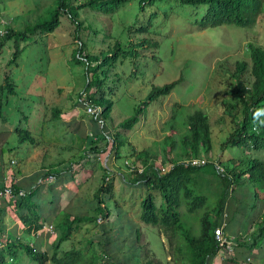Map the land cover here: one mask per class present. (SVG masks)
Masks as SVG:
<instances>
[{
	"label": "rangeland",
	"instance_id": "1",
	"mask_svg": "<svg viewBox=\"0 0 264 264\" xmlns=\"http://www.w3.org/2000/svg\"><path fill=\"white\" fill-rule=\"evenodd\" d=\"M79 2L83 0H78ZM170 3L172 4L162 3L155 6L156 19L147 33L142 35H131L127 30L133 24L146 21L149 15V11L139 14L136 2L127 3L110 16L89 9L80 12L79 20L85 28L80 34V39L88 55L100 54L102 57L108 52L111 53L116 42L120 43L122 51L125 50L111 68L102 89L107 92L106 97L110 95L109 98L114 103L110 117L104 121L105 128L111 134H118L115 138L124 142L117 164L124 167L127 175L126 182L115 180L114 199L105 201V206L111 211L108 221L102 216H97L96 201L93 199L101 184V168H107L105 165L108 162H96L99 169L97 177L91 180L79 198L66 206H59L63 212H60V216L53 223L54 231H57L53 236L50 234L48 240H53L55 246L66 232L68 220L72 217L93 216L96 217L95 223L73 226L69 239L60 245L58 256L66 251L82 250L87 253L84 258H88L92 263L100 259V264H137L138 258L141 264L147 260L173 264L176 256L165 237L157 228L139 223L141 202L148 196V190L129 184L132 177L128 175L124 162L131 160L133 151H141L149 153L150 158L164 165L162 158H172L178 152L175 150L170 153L175 144L178 149L179 138L187 132V117L201 111L209 117L212 151L209 156L201 152L202 156L199 158H204L209 163L200 166L199 173L190 182L189 187L195 195L206 198V205L196 212L189 211L188 206L180 209L183 227L180 233L188 231L193 236L199 235V219L202 214L208 213L210 218L218 217L222 207L223 220L228 221L229 233L238 239L246 240L247 244L236 252H220L211 264H232L231 259L238 264H264L263 238L255 244L252 242L259 227L263 225L264 196L255 194L256 186L247 176L236 179L237 181L231 180L232 174L229 173L215 175L213 166L215 163L219 164L226 172V168L232 169L238 161L244 162L247 158L264 162V151L249 152L246 149L230 147L223 149L224 143L235 129L234 114L237 119L241 117L240 108L236 106V81L232 74L237 62L249 61L248 44H264V13L252 29L220 26L199 30L196 22L200 20L204 8ZM54 8L53 0H0V17L9 23L7 28L15 33L27 35L25 40L13 37L7 41L0 55V86L3 85L5 74L14 85V95L7 97L5 92L0 95L2 103H6L3 112L7 120V123L0 126L7 140L2 148L0 145L1 158L6 162L15 158L22 160L15 170L30 167L26 172L30 181L41 178L40 170L46 162L45 158H84L86 154L81 149V140L79 143L72 140L73 129H77L75 135L79 139L85 130L84 127L94 128L96 123L80 102V99L86 100L84 91L88 77L86 65L76 64L74 61V28L69 20L62 16L61 25L53 34L36 32L31 35L26 31L39 19H48ZM143 40H147V44L138 50L136 58H132L126 48L129 47L128 42L135 44ZM16 50L21 51V54L10 64L12 54ZM93 66H90V70ZM98 76L99 79L103 78L100 73ZM250 80L248 78V81ZM174 82L177 83L169 95L154 99L140 114L137 113L139 105L147 101L153 88H162ZM54 107L64 110V113L66 111V115L70 117H61L55 121L53 127L51 110ZM74 108L78 116L73 118L71 114ZM136 115L137 122L132 129L122 130L120 124ZM26 120L27 122H24ZM39 121L43 125L42 130L38 128ZM68 124L70 125L66 126ZM16 128L31 131L35 136L34 141L37 142L40 140L38 133L42 132L47 143H35L37 147L27 142L20 144L18 135L14 133ZM96 131L98 136L101 135L100 125L97 123L94 133ZM88 133L94 136L93 132ZM69 144H72L73 148L68 151L66 146ZM111 146L108 144L106 148L110 153L113 151ZM110 158H113V154ZM119 170L120 168L115 169L113 175H117ZM106 173L109 171L106 170ZM54 180L47 179L46 182H54L49 184L47 189L55 195L49 194L40 202L47 201L48 198L53 200L57 195L60 199L56 204H66L65 195L61 190L67 186H70V189L79 186L80 177L74 174L72 177L63 176L57 181ZM149 193L154 197L157 207L163 204L158 192ZM98 218L100 222L97 221ZM138 228L139 241L133 235ZM178 242L182 243L181 240ZM232 248L235 249L234 246ZM35 249L33 250L40 251L37 246ZM117 249L120 251L105 255L106 251L114 252ZM148 250V256H145ZM53 252L54 247L48 255L51 256ZM14 258L11 264H22L18 257ZM32 260L28 258L27 264H38Z\"/></svg>",
	"mask_w": 264,
	"mask_h": 264
},
{
	"label": "trees",
	"instance_id": "2",
	"mask_svg": "<svg viewBox=\"0 0 264 264\" xmlns=\"http://www.w3.org/2000/svg\"><path fill=\"white\" fill-rule=\"evenodd\" d=\"M55 8L50 12V16L46 20L36 22L31 28L27 29V33L34 35L36 32L41 34H53L54 31L61 25L60 18L66 17L69 23L73 26V43L76 45L73 55L76 64L86 65V76L88 82L85 87L84 94L86 100L92 105L101 109L100 127L101 135H97L95 141H91L88 146V151L95 155L106 152L108 144L112 145V153L116 160L120 159V148L124 146L123 141H119L116 137L118 134H111L105 128L104 121L110 117L113 101L106 97V91L102 89L103 84L111 73V68L116 64L120 55L124 53L120 47V43L116 42L111 53L100 57L99 55H88L85 50V45L80 39L81 32L85 29L82 22L79 20L80 12L84 9H89L95 13L110 16L122 9L127 3L136 2V9L139 14L149 11L146 21L138 24H133L128 27V34L142 35L146 34L151 28L153 20L156 19L157 4H172L175 2L181 6H191L194 8H204L200 20H198L197 28L199 30L211 29L220 26H234L243 29H252L256 26L260 16L264 13V0H53ZM42 19V18H41ZM27 35L15 33L12 29L8 28L7 34L0 38V55L5 43L13 37L19 40H25ZM126 47L130 51L132 58H136L139 54V49L147 44V40L131 44L128 42ZM247 53L249 61L237 62L235 71L232 77L236 81L235 94L237 97V105L240 108L241 117L236 118L234 114L235 129L228 141L224 143L225 147L246 149L249 152H263L264 151V44L262 46L256 44L247 45ZM21 51L16 50L12 54L10 64L15 62ZM94 65L92 70L90 66ZM103 76L99 79L98 74ZM96 77V79H94ZM248 78L251 80L248 81ZM248 81V82H247ZM177 82L166 85L162 88H153L147 97L144 104L139 105L137 111L141 113L142 109L148 106L154 99L160 96H167L174 88ZM5 92L7 97L14 95V85L10 82V77L5 74L3 85L0 86V95ZM109 92V91H108ZM6 103L0 100V123L6 122L3 108ZM179 107L178 105H176ZM232 116V115H231ZM137 115L125 120L120 124L121 129L129 131L137 122ZM97 123V122H96ZM98 124V123H97ZM18 135V142L23 144L25 142L34 145V139L27 130L20 128L15 129ZM211 130L209 124V117L201 112L196 111L187 117V132L179 138L178 149L175 148L176 144L171 147V152L177 150L174 157L163 159L162 164L168 161L173 164V168L164 175L159 174L160 167L155 162V159L149 157V153L141 151H133L132 158L129 161L137 168L143 169L142 173H130L132 182L129 184L139 187L147 188L148 196L141 202V213L139 215V223L149 225L158 229L159 233L163 235L168 242L170 248H173L174 256L173 264H211L213 259L220 253L225 252L219 248L214 238V231L223 224V209H219L218 217H211L208 213H203L200 217V233L199 235H191L188 231L180 233L182 227L180 209L183 206H188L191 212L199 211L206 205V198L200 195H195L194 191L189 187L190 182L199 173L200 167H193L182 163L183 158H199L201 152L205 156H209L212 151L211 143ZM111 136L113 138H111ZM112 141V143H111ZM244 151V150H243ZM245 152V151H244ZM2 156V154H1ZM1 158V157H0ZM229 160V159H228ZM209 163V162H208ZM207 163V164H208ZM241 167V168H240ZM224 169V168H223ZM66 176H74L71 171V164H68ZM101 178V185L95 193L94 200L98 211L97 216H102L109 221L111 211L105 206L106 200L114 199V181L113 177L108 176L106 169H103ZM215 172V169H214ZM226 173L232 174L231 180H239L247 176L249 180L255 184V194L264 196V162L247 158L244 162L238 161L232 169L226 168ZM50 175L59 176L58 172L48 170L41 178L40 183L35 188L25 190L10 180L0 185L10 186L14 193L24 191L26 196L24 198L13 199L16 201V206L20 212L25 208L36 209L37 213L32 211L25 213L22 216V222L28 226L27 233L31 231H39L47 221L43 218V211L39 204L32 205L31 199L37 194L41 186L44 185L45 179ZM129 175V174H128ZM215 175H218L215 172ZM224 175V174H222ZM60 177V176H59ZM73 179V178H72ZM108 179V181H106ZM3 179L0 177V181ZM236 180V181H237ZM151 191L158 192L163 200V204L159 207L156 206L154 197L149 193ZM59 197L56 195L52 200V204L57 203ZM264 216V214H263ZM66 232L58 239L57 244L54 246V252L49 256L46 252H37L33 250L28 244H24L23 249L38 264H100V259L95 262H90L88 258H84L87 253L79 250H70L58 256L57 251L60 245L69 239L74 225L81 223H95L96 217H72L68 220ZM111 222V221H110ZM109 223V222H108ZM262 226L258 229V234L252 238L253 244L263 238L264 241V220ZM133 226V225H132ZM135 227V225L133 226ZM140 228V227H139ZM135 230L133 235L140 238V229ZM133 230V229H132ZM132 235V234H131ZM132 237L134 238V236ZM128 239V238H127ZM227 239V238H226ZM182 241V243L178 242ZM230 240L232 247L243 248L247 243H243L242 239H227ZM137 241V242H138ZM121 249V248H119ZM117 249L114 252H105L106 256L120 251ZM140 249V248H139ZM134 251V249H133ZM131 251V253L133 252ZM149 250L146 252L148 256ZM147 260V259H146ZM137 264L141 262L137 258ZM230 261V260H228ZM232 264H238L234 259L230 261ZM7 260L4 254L0 253V264H6ZM107 264H121L120 262H109ZM143 264H162L156 260H147Z\"/></svg>",
	"mask_w": 264,
	"mask_h": 264
},
{
	"label": "crops",
	"instance_id": "3",
	"mask_svg": "<svg viewBox=\"0 0 264 264\" xmlns=\"http://www.w3.org/2000/svg\"><path fill=\"white\" fill-rule=\"evenodd\" d=\"M51 111H52V118L54 120L52 122L53 127L55 126V121L59 120L61 117H67V118L70 117V116L66 115V111L64 113V110H62L58 107L52 108ZM71 115L73 116V118L78 116L76 113V108L73 109V113ZM23 119H24V117H23ZM24 122H27V120ZM5 123H7V120L4 123H0V126H2ZM74 123L80 124V122H74ZM38 124H40V126H38V128L42 130L43 125L41 124V121H39ZM69 125L70 124H68L66 126H69ZM94 125L96 126V123ZM95 126H94V128L93 127H88V128L84 127L85 130L83 131V134L81 135V137L79 139L77 138V135H75L77 133V129H73L74 134L72 135V138H73L72 140L77 141L78 143L81 140V144H83V147L81 149H83L84 154H86V156L84 158L73 157V158H77L75 160H73V158H67V157L66 158H45L46 162L42 164L41 170H40L42 175L45 172H47L48 170H51L53 173L58 172L60 174L59 175L60 177L55 176V180H54V181H57L58 179H61V177L66 176L67 166H68V164H71V171H72V173L79 175L80 183H79V186H74L72 189H70V186H67L64 189H62L61 192H63L65 195L66 204H58L57 205L56 203L52 204V200H50L49 198L46 199L47 201L40 202L41 199L43 200L49 194H52V196L55 195L54 193L49 192V190L47 189L48 185L49 184L51 185L54 182H46V179H45L44 185L41 186V188L39 189L37 194L34 195L31 199L32 205L39 204L41 206L42 211H43V218H45L47 220L45 222V224L43 225L41 230L36 231V232L31 231L30 233H27L28 226H26V224L24 222H22V216L21 215H23L25 213L32 212V211L37 213L36 209L32 208L30 210L29 208H25L22 212H20V209L18 210V208L16 206V201H14L13 199H10V198H0V253L2 252L4 254V257L7 260L6 264L13 263L14 261H12V260L15 259L14 257H18L22 261V264H27L28 258L30 260H32V258L29 255H27L25 253V250L23 249L22 245L26 244V242H28V245L32 249H35L36 246L39 247V249H40L39 252H41V253L46 252L47 254H49V251L53 250L54 241L48 240V236L55 235V233L57 231L56 229H55L56 231H54L53 223L60 216V212H63L61 210V207H63L64 205L66 206L69 202H72V200L74 201V200H76V198H79V195L89 185L91 180L93 178L97 177V172H99V169L96 166V162L100 163V162H102V160H105V163H106V161L109 163V166H108V163H106V165H105V166H107V168H104V167L101 168V172H102V174L104 173L103 169H106L109 171L108 174L113 177L114 191L116 190V188H115V185H116L115 180L116 179L122 180V182H126V178H125V176L127 175L126 170L124 169V167L122 168V167L118 166L117 160L115 159L114 154L110 153V150H106L105 153L98 154V155H95L94 153L91 154L88 151L89 143L91 141H95L97 139V131L94 133ZM0 129H1V127H0ZM90 131L93 132L94 136H91L92 134L89 135L88 132H90ZM3 133L4 132L1 129V131H0L1 148L3 145H5V142L7 141L5 139V137L3 136ZM29 133L34 139L35 136L33 135V133L31 131ZM38 135H39L38 138H40V140L38 142L34 141V145L30 144L31 146H36L35 143H43V141L45 143H47L46 140L44 139L45 135L42 132L41 133L39 132ZM89 136H91V137H89ZM74 146H75V144H74ZM1 148H0V157H1ZM72 148H73L72 144H69L68 146H66V150H68V151L71 150ZM112 154H113V158H110V155H112ZM163 159H165V158H162L161 161ZM183 159L186 160L189 158H183ZM71 160H73V161H71ZM78 162H80V163L77 164ZM14 163H16V164H14ZM20 163H22V160H20L19 158L9 159V162H6L5 160H3V158H0V177L3 179L2 181H0V185L12 180L15 182V184L17 186H19L23 189L35 188L38 186V184L40 183V178L37 181H34V180L30 181V177L26 173L27 171H29L31 169L30 167L26 166L24 168H18L17 170H15L16 167ZM167 163H169V162L166 161L164 165H166ZM156 164L160 165V163H157V162H156ZM117 168L118 169L120 168L118 174L113 175V172ZM101 178H102V176H101ZM25 184H26V186H24ZM100 185H99V187H100ZM98 188L96 189V191L98 190ZM58 191H59V188H58ZM93 195H94V193H93ZM93 199H94V197H93ZM43 202H45V203H43ZM60 202H61V200H60ZM59 206H61V207H59ZM225 222H226V227L224 229L225 237L227 239L229 238L231 240L236 239L237 237H235V235L230 234L229 231L227 230V227L229 226L228 221H225ZM49 226H51L53 228L52 231H48L47 228ZM139 227H140V225H139ZM226 232H227V234H226ZM242 242L246 243V240L242 239ZM237 249H243V248H236V247H235V249L233 248V250L235 252Z\"/></svg>",
	"mask_w": 264,
	"mask_h": 264
},
{
	"label": "built area",
	"instance_id": "4",
	"mask_svg": "<svg viewBox=\"0 0 264 264\" xmlns=\"http://www.w3.org/2000/svg\"><path fill=\"white\" fill-rule=\"evenodd\" d=\"M8 25L9 23L0 17V26L2 27V29L0 30V38L4 37L7 34ZM80 102L86 108V113L90 115L92 119L96 121L98 125H100L101 127L102 126L101 109L83 99H81ZM181 162L186 165L193 166V167H200L208 163V161L204 158H189L186 160L184 159ZM124 165L127 168L128 174L133 173V172H138L139 174H141L143 171V169L137 168L136 166L131 164L129 161H125ZM213 166L217 174L219 175L224 174V169L219 164L215 163ZM172 168H173V164L167 163L166 165H163L162 167H160L159 174L160 175L167 174ZM47 179L54 180L55 176L50 175ZM106 181H108V179H106ZM25 196H26V193L24 191H19L18 193H14L10 186H4L3 188H0V198L18 199V198H24ZM97 221L100 222V218H98ZM225 227L226 225L223 224L222 226L215 229L214 238L219 248H221L222 250H225L226 252H232L233 248H232L231 243L229 242L230 240H227L224 236ZM47 229L48 231H52L53 228L49 226Z\"/></svg>",
	"mask_w": 264,
	"mask_h": 264
}]
</instances>
